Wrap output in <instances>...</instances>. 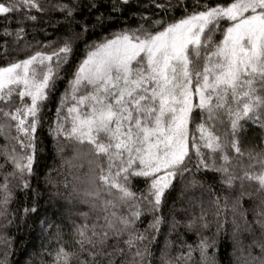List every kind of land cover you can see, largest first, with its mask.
I'll use <instances>...</instances> for the list:
<instances>
[{
    "label": "snow or ice",
    "instance_id": "snow-or-ice-1",
    "mask_svg": "<svg viewBox=\"0 0 264 264\" xmlns=\"http://www.w3.org/2000/svg\"><path fill=\"white\" fill-rule=\"evenodd\" d=\"M0 62V264L38 214L45 121L77 212L40 221V264H217L222 235L264 264V0H0ZM204 177L207 202L169 205Z\"/></svg>",
    "mask_w": 264,
    "mask_h": 264
},
{
    "label": "trees",
    "instance_id": "trees-1",
    "mask_svg": "<svg viewBox=\"0 0 264 264\" xmlns=\"http://www.w3.org/2000/svg\"><path fill=\"white\" fill-rule=\"evenodd\" d=\"M140 2L147 3V0H140ZM134 7L133 5V10ZM177 15H179V12H177ZM130 23L134 24L135 20H130ZM51 30V28L48 29L49 32ZM37 39H43V36H37ZM64 87V81H59L57 92L52 97L51 103L46 109L48 116L54 113L56 100L60 92L64 90ZM256 134L257 133L249 132V136H254ZM40 139L42 141V152L39 154L38 176L32 181L33 187L40 193L37 197L38 214L22 224L19 229L13 225L6 230L10 236H14L9 264H40L42 248L48 246L52 240V237L48 235L47 231L42 230L40 221L47 220L53 225H60L64 232L67 233L77 212V206H73L63 198L55 196V189L50 188L44 182V175L48 168L56 167L60 163L55 153V144L47 132L46 121L43 123V131L40 133ZM0 143H3V141L0 140ZM86 167L87 165L85 164V170ZM204 179L206 180V184L203 189L198 187L194 190L183 191V185L178 183L176 189L168 196L169 205H173L174 203L178 205L181 199L189 196L197 199L203 197L207 202L210 196L208 186L212 184V180L208 177H204ZM13 207L18 208L19 205H14ZM78 208L82 211L87 210L86 206L83 205L78 206ZM54 231L55 228H53V232ZM165 233L166 227L162 226L161 234L153 247V251L157 256L159 254V248L164 243ZM65 239H67V236ZM188 239L192 240L193 237L189 235ZM247 239V236H245V240ZM239 255L238 252H234L233 250L232 240L222 235L217 251V264H237V257ZM43 259L47 260V257L45 256Z\"/></svg>",
    "mask_w": 264,
    "mask_h": 264
}]
</instances>
